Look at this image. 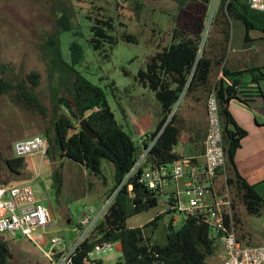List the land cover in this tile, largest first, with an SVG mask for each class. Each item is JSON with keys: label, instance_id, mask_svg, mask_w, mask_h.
<instances>
[{"label": "rangeland", "instance_id": "374dc122", "mask_svg": "<svg viewBox=\"0 0 264 264\" xmlns=\"http://www.w3.org/2000/svg\"><path fill=\"white\" fill-rule=\"evenodd\" d=\"M137 4H140L139 7ZM218 4L219 0H212L209 6L203 5L200 0H0V78L12 79L15 82L25 80L31 71H37L39 83L34 92L46 108L43 113L17 102L15 90L0 94L2 155L13 156L12 143L17 139L35 134L46 139L45 129H50L54 115L53 98L58 97L61 103L66 95L59 86L57 74H49L45 48V39L56 32V18L62 10L71 13L70 20L73 24L72 31H62L59 34L63 60L70 63L69 44L76 40L84 53L83 60L75 65L76 70L105 91L116 120L131 134L135 144L140 145L142 136L138 135L133 118L141 126L155 124L159 119V110L153 92L137 81V72L145 66L156 50L170 42L174 27L184 28L191 19L202 17L205 28L201 49L205 50L208 56H218L223 47L226 66H264L263 33L250 30L248 40H245V29L240 21L215 14ZM109 17L115 23L113 35L117 42L112 48L105 43L101 49L93 50L87 42L90 37L89 27L94 18ZM223 29L226 34L222 32ZM123 33L134 35L136 42L123 40ZM219 70L220 65L213 66V80ZM242 78L249 80V75L246 74ZM185 99L186 97L181 95L173 107L178 120H182L187 112L189 102L184 103ZM202 102L206 107L207 97ZM121 107L125 110L124 116ZM77 126L79 127L78 124ZM193 140L191 138L189 143L179 141L174 150L185 154L188 146L195 142ZM55 169L59 171L62 180L59 193L53 186L52 173ZM22 181H30L35 196L51 210L52 218L46 227L47 236L61 237L69 248L79 235L75 226L82 212L89 209L98 211L106 198L112 194L109 191L113 186V166L109 160L103 158L101 173L95 176L80 165L59 156L54 147L42 158L38 154L25 157L23 176L10 182ZM230 197L234 199L238 216L240 215L241 229L248 232L251 243H264V208L260 214H250L233 191ZM167 198L168 193L162 191L155 207L128 217L126 224L144 225L156 214L167 209ZM172 215L165 214L158 220L157 227L153 230L157 241H164V224ZM174 215L175 228H178L183 216L179 213ZM238 227L239 224L236 223L239 235ZM149 231L150 228H147L146 232ZM10 241L12 258L8 264H49L43 252L49 247L47 240L41 248L24 237ZM60 248L61 246H58V249ZM224 255L225 252L216 238L214 251L207 257L206 264H220ZM120 257L118 241L112 243L111 249L94 252L91 256L101 259L103 264H114Z\"/></svg>", "mask_w": 264, "mask_h": 264}, {"label": "trees", "instance_id": "16d2710c", "mask_svg": "<svg viewBox=\"0 0 264 264\" xmlns=\"http://www.w3.org/2000/svg\"><path fill=\"white\" fill-rule=\"evenodd\" d=\"M200 1L205 6L212 3V0ZM139 5L137 4V7ZM215 14L240 21L245 29V37H248L250 30H259L264 36V13L252 9L247 0H219ZM70 17L71 13L62 10L56 18V32L45 39L49 74L52 76L54 72L57 74L59 86L67 95L63 97L61 103L58 97L53 98L54 115L50 129H45L48 142L46 152L55 147L59 156L80 165L95 176L101 173V160L103 158L109 160L113 166V186L110 188V193L117 189L142 150L155 138L138 172L133 173L120 187L105 214L76 247L71 264H85L84 260L96 244L103 242L112 244L117 241L120 244L121 257L114 264H206L207 257L214 251L216 236L200 216L183 217L178 228H175L170 216L164 224L163 242H151L149 236H144V230L149 226L155 227L157 221L165 214L171 215L173 211L168 207L142 226L126 224L128 217L155 207L161 194L139 182V174L148 167L168 166L181 159L182 156L174 151V146L179 142L182 133L181 120L180 118L178 120L176 113L168 119L179 97L190 96L194 101H205L213 92L219 106L226 159V182L230 192L235 193L248 213L260 214L264 208L263 196L259 195L254 186L240 175L235 165V153L241 139L246 135V130L234 121L228 110V102L238 98L247 103L248 98L243 93V87L240 86L237 78L249 73L250 83L258 85L259 81L264 79L263 67L229 69L222 64L223 47L218 56H208L207 52L201 49L205 28L202 17L191 19L184 28L174 27L170 42L156 50L146 61L145 66L137 72V81L154 94L159 119L155 128L145 133L141 144L136 145L131 134L127 133L116 120L105 91L76 70L75 65L84 58L83 48L76 40H72L69 44L70 63L63 60L59 34L62 31H72L73 24ZM89 29L90 37L87 42L93 50L101 49L105 43L112 48L117 42L113 35L115 23L110 17L94 18ZM222 32L226 34L225 29ZM122 39L136 42L135 36L129 33H123ZM215 65H222L221 72L224 79L216 81L210 79ZM38 83L37 71H31L26 75L25 80L15 82L12 79L0 78V94L15 90L17 102L44 113L46 108L34 92ZM121 109L123 116L126 115L124 108ZM81 120H85L96 133L95 138L90 137L77 126ZM24 166L25 157H4L0 151V182L10 183L11 180L20 179L23 176ZM52 180L55 191L59 193L62 180L57 169L52 173ZM128 184H131V189L128 188ZM170 202L171 197H168L167 205ZM232 207L233 217L238 223L234 199ZM10 242V239L0 235V264H8L12 258ZM89 264H103V262L96 258Z\"/></svg>", "mask_w": 264, "mask_h": 264}, {"label": "built area", "instance_id": "2783aa9c", "mask_svg": "<svg viewBox=\"0 0 264 264\" xmlns=\"http://www.w3.org/2000/svg\"><path fill=\"white\" fill-rule=\"evenodd\" d=\"M250 7L264 13V0H247ZM170 112L168 119L174 114ZM207 131L204 138V151L201 157L182 156L181 159L168 166L146 168L139 174V182L148 189L162 192L169 183L172 184L171 202L173 223L175 213L183 217L198 215L205 221L212 233L218 239L225 255L220 264H264V243L243 244L238 240L236 222L233 217L230 188L226 182V159L223 149L221 120L219 106L212 92L206 102ZM155 142L149 141L127 173L117 189L106 198L98 211L92 209L82 212L75 228L79 235L66 247L59 236H47L46 227L52 214L47 205L42 204L35 196L30 181L16 183L0 182V234L14 240L24 237L33 244L42 247L45 240L49 247L44 252L49 264H71L76 247L88 236L93 227L105 214L110 201L116 192L143 164L147 152ZM47 140L40 135L26 136L12 143V153L15 157H27L46 153ZM201 158V159H200ZM223 180L218 183V178ZM131 184L128 188L131 189ZM58 246H61L58 249ZM112 244L103 242L96 244L84 260L89 264L94 252L111 249Z\"/></svg>", "mask_w": 264, "mask_h": 264}, {"label": "crops", "instance_id": "0c3cea01", "mask_svg": "<svg viewBox=\"0 0 264 264\" xmlns=\"http://www.w3.org/2000/svg\"><path fill=\"white\" fill-rule=\"evenodd\" d=\"M262 37L264 38L263 35ZM244 38L245 40L248 39V37L245 36ZM225 62L226 57L224 55V60L222 64H225ZM221 66L222 65H220L219 72L214 75L215 80H213V75L211 71L210 79L212 81L224 79L221 72ZM227 67L232 70L242 68L246 69L250 67H263L264 72V66L239 67L237 65H234L232 67ZM246 74L249 75V80H246L245 78L241 79V77ZM242 76H238L237 79H239L240 81V86L243 87L242 90L243 93L246 95V98H248V102L245 103L238 98H233L228 102V110L232 115L234 121L240 127L246 130V135L241 139L240 146L236 150L234 161L240 175L244 177L248 181V183L252 184L256 192L264 198V79L260 80L258 85H255L250 83L249 73H244ZM187 99H189V101H186ZM202 101L203 100L194 101L192 98H190V96H187L184 100V103H189H187L186 107L187 112H185V115L182 120L180 119V123L182 124L184 131H182L179 141H182L183 143L184 141L185 143H189L191 141L190 139L193 138L195 142L193 143V145L188 146L185 154L182 152L178 153L183 157H201L204 151V138L207 129V117L206 107L204 106V102ZM133 119V125L136 128L138 135H140V137L142 136L141 139L144 137L145 133L153 130L155 128V125L157 124L156 122L155 124H150L148 126H141V124L137 122L135 118ZM196 133H198L199 135H197ZM175 152L177 153V151ZM223 178L224 176L220 175L218 178V183H220ZM172 188V184L169 183L167 186H165L163 190L168 193V197L171 194ZM238 219V240L243 244H252V239L250 238L248 232H245L241 229L240 215L238 216ZM149 228V232H146V229L144 230V236H149L151 242H159L157 241V238L153 236V230L155 228L152 226H149Z\"/></svg>", "mask_w": 264, "mask_h": 264}, {"label": "water", "instance_id": "95a60500", "mask_svg": "<svg viewBox=\"0 0 264 264\" xmlns=\"http://www.w3.org/2000/svg\"><path fill=\"white\" fill-rule=\"evenodd\" d=\"M79 127L81 130L87 133L90 137H93V138L96 137V133L93 132L92 129L86 124L85 120L80 121Z\"/></svg>", "mask_w": 264, "mask_h": 264}]
</instances>
